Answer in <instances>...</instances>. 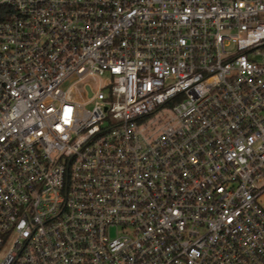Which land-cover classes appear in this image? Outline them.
Instances as JSON below:
<instances>
[{"label":"built area","instance_id":"built-area-1","mask_svg":"<svg viewBox=\"0 0 264 264\" xmlns=\"http://www.w3.org/2000/svg\"><path fill=\"white\" fill-rule=\"evenodd\" d=\"M263 198L264 0H0V264H264Z\"/></svg>","mask_w":264,"mask_h":264},{"label":"rangeland","instance_id":"rangeland-1","mask_svg":"<svg viewBox=\"0 0 264 264\" xmlns=\"http://www.w3.org/2000/svg\"><path fill=\"white\" fill-rule=\"evenodd\" d=\"M69 84H66V86H68ZM92 106L88 105L86 106V109L91 110ZM262 204L264 205V198L262 199Z\"/></svg>","mask_w":264,"mask_h":264}]
</instances>
